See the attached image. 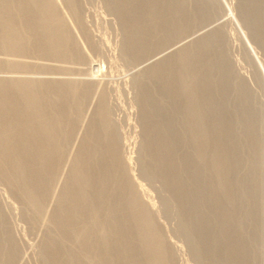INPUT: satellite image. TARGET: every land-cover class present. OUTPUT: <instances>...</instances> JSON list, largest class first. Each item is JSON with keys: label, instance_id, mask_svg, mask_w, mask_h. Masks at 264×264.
Listing matches in <instances>:
<instances>
[{"label": "bare ground", "instance_id": "1", "mask_svg": "<svg viewBox=\"0 0 264 264\" xmlns=\"http://www.w3.org/2000/svg\"><path fill=\"white\" fill-rule=\"evenodd\" d=\"M171 3L169 12L177 20L172 31L176 28L174 32L181 42L187 37L188 23L192 25L196 19L201 23L204 17L189 19L186 0H171ZM76 5L75 0H0V50L8 56L0 63L29 75H34L35 67L39 73L48 69L64 74L79 63L83 68L80 71H88L90 76L98 73L100 63L90 58L91 43L82 31ZM112 8L132 31L128 46L134 49L135 56H142L147 47L141 40L142 34L157 28L156 21L168 13V7L161 0H112ZM144 16L147 20L144 19L143 26L133 24ZM252 23L258 29L254 15ZM209 33V37L206 34L195 37L196 40L171 54L169 80L158 68V63L165 62L166 57L148 66V70L179 99L185 137L196 160L207 166V181L212 189L209 199L219 205L220 236L228 242L226 253L233 262L245 264L242 244L234 239L239 222L233 209V164L224 139L227 124L216 119L209 83H200V79H207L201 68L205 57L203 47L220 43L216 33ZM31 56L33 61L29 59ZM36 74L0 76V178L24 202L36 224L72 245L73 250L64 251L63 256L56 239L44 235L41 242L46 245L45 256L50 264H170L168 246L158 231L150 206L141 198L138 183L118 155V143L100 83H87L82 81L83 77ZM89 99L95 104L90 116L84 110ZM250 121L245 119V132L255 148L252 153L257 163L262 155L258 150V133L253 120ZM152 123L149 121L150 126ZM153 134L147 146L151 147L148 154H152L156 176L170 182L180 203L185 204L189 197L196 202L197 197L180 180L182 164L172 160L175 142L168 141L164 133L162 138ZM3 222L6 221L1 214L0 223ZM8 236L13 239L11 232Z\"/></svg>", "mask_w": 264, "mask_h": 264}, {"label": "rangeland", "instance_id": "2", "mask_svg": "<svg viewBox=\"0 0 264 264\" xmlns=\"http://www.w3.org/2000/svg\"><path fill=\"white\" fill-rule=\"evenodd\" d=\"M75 1L81 17L82 31L91 43L92 50L88 52H92V55L89 53V56L100 63V74L98 72L90 76L85 71V75L80 71L83 70L80 63L74 64L64 74L56 70L49 72L48 69L46 72L40 70L39 73L35 71L36 67L33 70L40 77H83L82 81L87 83H100L118 143V155L127 165L129 175L138 183L141 198L150 206L158 231L168 246L170 264H237L235 260L233 262L228 258V242L220 236L219 205L209 199L212 189L207 181V166L196 160L185 137L179 99L173 96L163 81L148 70V66L166 57L165 62L161 60V63H157L159 72L169 76L171 66L168 60L173 59L175 50L190 43L195 37L203 34L209 37L210 31L219 36L218 45L203 47L205 57L201 60V68L203 75L207 74V79H200V83H209L217 112L216 119L227 124L224 139L228 158L233 164V209L239 222L238 234L234 239L242 244L245 264H264V0H186L188 18L203 16V21H206L200 23L196 19L192 25L188 23L187 37L181 42L179 35L176 36L174 32L176 28L172 31L177 21L175 15L169 12L173 3L171 0H161L168 7V13L160 16L161 20L158 18L157 28L142 34L141 40L147 47L139 57L128 46L132 31L113 10L112 0ZM253 15L259 23L258 29L253 26ZM144 19L147 20V17H140V21H133V24L140 23L143 26ZM162 27L165 30L158 29ZM194 50L197 51L195 47ZM7 58L6 53L0 50V61ZM29 59L32 60V56ZM2 64L0 63V71L3 72H0L1 77L21 74L35 76L33 70L30 72L34 75H29ZM167 78L169 80L170 76ZM85 104V114L90 116L95 104H92V99ZM245 119H250V122L253 120L258 133V150L262 156L257 163L254 159L255 148H252L245 132ZM151 120L152 126L149 124ZM153 133H157V136L160 134L159 138L164 133L168 135V141L175 142L172 160L182 164L180 180L183 181V187L191 191L194 198L197 197L196 202L189 197L186 205L180 203L170 182L156 176L152 154L149 156L151 147L147 146ZM251 167L258 168L253 170ZM21 201L0 178V215L6 221L0 223V264H50L45 256L46 245L41 242L42 237L47 234L56 239L63 256L64 251L73 250L68 241L57 239L53 232L36 224L31 211ZM8 232H11L14 240L8 236Z\"/></svg>", "mask_w": 264, "mask_h": 264}]
</instances>
